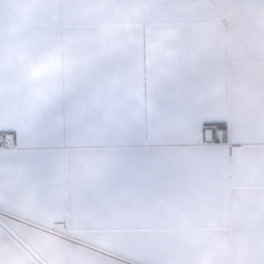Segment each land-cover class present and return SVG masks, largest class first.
Masks as SVG:
<instances>
[{"label": "crops", "instance_id": "0c3cea01", "mask_svg": "<svg viewBox=\"0 0 264 264\" xmlns=\"http://www.w3.org/2000/svg\"><path fill=\"white\" fill-rule=\"evenodd\" d=\"M0 138V264H264V0H0Z\"/></svg>", "mask_w": 264, "mask_h": 264}, {"label": "snow or ice", "instance_id": "6c2138e0", "mask_svg": "<svg viewBox=\"0 0 264 264\" xmlns=\"http://www.w3.org/2000/svg\"><path fill=\"white\" fill-rule=\"evenodd\" d=\"M226 130L227 126L222 122L207 121L203 125V130H211L213 139L216 138V131ZM100 226L108 230H123L126 225L119 217H102L99 221Z\"/></svg>", "mask_w": 264, "mask_h": 264}, {"label": "built area", "instance_id": "2783aa9c", "mask_svg": "<svg viewBox=\"0 0 264 264\" xmlns=\"http://www.w3.org/2000/svg\"><path fill=\"white\" fill-rule=\"evenodd\" d=\"M0 147H12V143H8L6 138H0Z\"/></svg>", "mask_w": 264, "mask_h": 264}]
</instances>
